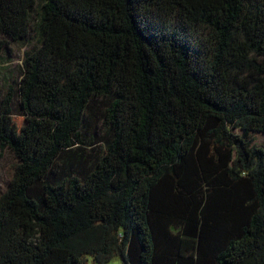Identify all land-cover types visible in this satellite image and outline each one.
<instances>
[{"label": "trees", "instance_id": "obj_1", "mask_svg": "<svg viewBox=\"0 0 264 264\" xmlns=\"http://www.w3.org/2000/svg\"><path fill=\"white\" fill-rule=\"evenodd\" d=\"M34 37L0 264H264V0H0Z\"/></svg>", "mask_w": 264, "mask_h": 264}, {"label": "rangeland", "instance_id": "obj_2", "mask_svg": "<svg viewBox=\"0 0 264 264\" xmlns=\"http://www.w3.org/2000/svg\"><path fill=\"white\" fill-rule=\"evenodd\" d=\"M34 35V34H33ZM19 44L11 43L9 50H5L2 57L0 58V102L4 100L7 94L8 88L10 86L18 88L22 81L24 70H23V60L25 52L29 51L34 46H38L35 37L30 39L28 43ZM16 92V91H15ZM15 109V105L13 106ZM254 145L264 149V135L255 134L253 136ZM17 161L14 156L8 151L0 150V191H4L6 188V174L12 164ZM85 264H102L95 260L92 256L86 257ZM103 264H122L121 259L118 257L103 263Z\"/></svg>", "mask_w": 264, "mask_h": 264}]
</instances>
